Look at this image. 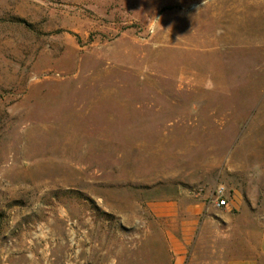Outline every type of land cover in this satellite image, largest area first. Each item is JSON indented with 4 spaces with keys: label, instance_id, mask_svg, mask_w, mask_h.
<instances>
[{
    "label": "rangeland",
    "instance_id": "obj_1",
    "mask_svg": "<svg viewBox=\"0 0 264 264\" xmlns=\"http://www.w3.org/2000/svg\"><path fill=\"white\" fill-rule=\"evenodd\" d=\"M216 187L264 224V0H0V264H223Z\"/></svg>",
    "mask_w": 264,
    "mask_h": 264
},
{
    "label": "crops",
    "instance_id": "obj_2",
    "mask_svg": "<svg viewBox=\"0 0 264 264\" xmlns=\"http://www.w3.org/2000/svg\"><path fill=\"white\" fill-rule=\"evenodd\" d=\"M230 206L239 207L236 203ZM229 207L222 208L226 212L218 214V217L221 218L214 220H212L211 215L202 218L203 215L199 214V220L202 222L199 225V229H206V227L214 228L218 241H232L237 243V246H233L232 248H228L227 246L225 248H218V251L224 254V259L221 260L223 264H264V224L262 223L261 217L257 214L249 216L237 214L236 216H232L228 213ZM245 217L248 218L246 219ZM243 220H245L244 223H242ZM213 221H224L225 223L222 225H214L212 224ZM221 230H224L227 235L222 236ZM238 230L240 232L238 237L228 235L229 232L232 233V231Z\"/></svg>",
    "mask_w": 264,
    "mask_h": 264
},
{
    "label": "built area",
    "instance_id": "obj_3",
    "mask_svg": "<svg viewBox=\"0 0 264 264\" xmlns=\"http://www.w3.org/2000/svg\"><path fill=\"white\" fill-rule=\"evenodd\" d=\"M226 193L224 187H216L213 189L211 197L214 199L217 208L229 207V200Z\"/></svg>",
    "mask_w": 264,
    "mask_h": 264
}]
</instances>
